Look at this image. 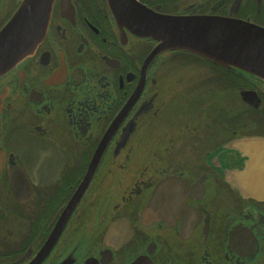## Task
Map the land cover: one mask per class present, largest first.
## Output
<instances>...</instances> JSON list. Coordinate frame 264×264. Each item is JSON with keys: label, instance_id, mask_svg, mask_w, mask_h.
Instances as JSON below:
<instances>
[{"label": "flooded vegetation", "instance_id": "1", "mask_svg": "<svg viewBox=\"0 0 264 264\" xmlns=\"http://www.w3.org/2000/svg\"><path fill=\"white\" fill-rule=\"evenodd\" d=\"M22 2L0 0V31ZM134 4L264 26V0ZM48 17L0 74V264H264V199L238 147L264 139V81L157 51L110 0H53Z\"/></svg>", "mask_w": 264, "mask_h": 264}, {"label": "water", "instance_id": "2", "mask_svg": "<svg viewBox=\"0 0 264 264\" xmlns=\"http://www.w3.org/2000/svg\"><path fill=\"white\" fill-rule=\"evenodd\" d=\"M53 0H23L16 14L0 31V74L26 54L46 31ZM119 22H126L142 36L161 40L157 51L183 49L212 59L225 67L237 69L264 81V26L239 18L212 15L156 14L143 6H133L135 0H110ZM244 99L260 102L254 91L243 92ZM240 144V143H238ZM250 160L247 163L246 187L250 196L264 199V139L255 137L239 145ZM170 180L159 184L148 212L154 204L170 195Z\"/></svg>", "mask_w": 264, "mask_h": 264}, {"label": "rangeland", "instance_id": "3", "mask_svg": "<svg viewBox=\"0 0 264 264\" xmlns=\"http://www.w3.org/2000/svg\"><path fill=\"white\" fill-rule=\"evenodd\" d=\"M260 89H261L262 91H264V88H263V87H261Z\"/></svg>", "mask_w": 264, "mask_h": 264}]
</instances>
